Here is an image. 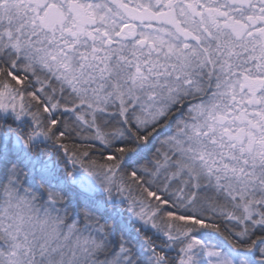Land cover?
<instances>
[{"label": "snow or ice", "instance_id": "snow-or-ice-1", "mask_svg": "<svg viewBox=\"0 0 264 264\" xmlns=\"http://www.w3.org/2000/svg\"><path fill=\"white\" fill-rule=\"evenodd\" d=\"M0 264H264V0H0Z\"/></svg>", "mask_w": 264, "mask_h": 264}]
</instances>
